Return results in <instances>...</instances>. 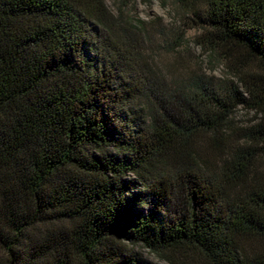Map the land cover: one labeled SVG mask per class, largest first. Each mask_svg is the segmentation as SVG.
<instances>
[{
    "label": "trees",
    "instance_id": "obj_1",
    "mask_svg": "<svg viewBox=\"0 0 264 264\" xmlns=\"http://www.w3.org/2000/svg\"><path fill=\"white\" fill-rule=\"evenodd\" d=\"M175 1L236 82L167 88L104 0H0V264H264L263 133L229 134L264 112V0Z\"/></svg>",
    "mask_w": 264,
    "mask_h": 264
},
{
    "label": "rangeland",
    "instance_id": "obj_2",
    "mask_svg": "<svg viewBox=\"0 0 264 264\" xmlns=\"http://www.w3.org/2000/svg\"><path fill=\"white\" fill-rule=\"evenodd\" d=\"M109 12L136 29L141 60L145 71L155 74L169 89L178 87L192 75L201 76L213 84L233 81L224 60L200 43L201 30L194 27L190 16L175 0H104ZM255 133L253 142L255 167L264 178V112L239 106L231 117V144H244L245 138ZM260 245V243H255ZM135 251L151 264H168L148 249L137 246Z\"/></svg>",
    "mask_w": 264,
    "mask_h": 264
}]
</instances>
